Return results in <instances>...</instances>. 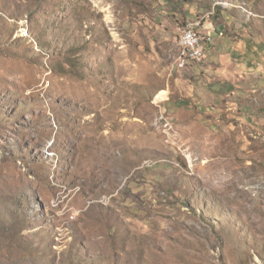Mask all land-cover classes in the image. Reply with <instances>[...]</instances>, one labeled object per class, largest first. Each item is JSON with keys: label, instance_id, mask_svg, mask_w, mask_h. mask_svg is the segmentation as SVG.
I'll list each match as a JSON object with an SVG mask.
<instances>
[{"label": "rangeland", "instance_id": "374dc122", "mask_svg": "<svg viewBox=\"0 0 264 264\" xmlns=\"http://www.w3.org/2000/svg\"><path fill=\"white\" fill-rule=\"evenodd\" d=\"M0 264H264V0H0Z\"/></svg>", "mask_w": 264, "mask_h": 264}, {"label": "built area", "instance_id": "2783aa9c", "mask_svg": "<svg viewBox=\"0 0 264 264\" xmlns=\"http://www.w3.org/2000/svg\"><path fill=\"white\" fill-rule=\"evenodd\" d=\"M181 33L184 34L186 46H189V56L185 57L184 63L181 64V69H185L194 63L196 55H204L205 58L207 45L214 41V36L206 31L205 25L191 22H187L184 31Z\"/></svg>", "mask_w": 264, "mask_h": 264}, {"label": "bare ground", "instance_id": "6f19581e", "mask_svg": "<svg viewBox=\"0 0 264 264\" xmlns=\"http://www.w3.org/2000/svg\"><path fill=\"white\" fill-rule=\"evenodd\" d=\"M191 23L193 24H203V19H199L196 21H192ZM187 25V24H186ZM186 25H184L181 28V32L184 31ZM178 55L175 61V65L181 69V64L184 63L185 57L189 56V46H186L184 42V34L181 33L180 38H179V43H178ZM204 59V55H196L194 57V63L202 61ZM204 61V60H203Z\"/></svg>", "mask_w": 264, "mask_h": 264}, {"label": "crops", "instance_id": "0c3cea01", "mask_svg": "<svg viewBox=\"0 0 264 264\" xmlns=\"http://www.w3.org/2000/svg\"><path fill=\"white\" fill-rule=\"evenodd\" d=\"M216 15H217V10L215 9V6H214L210 10H208V11L206 10V21H204L205 20L204 16L202 17L203 25H205L206 31H208L210 33L214 32V30L216 31L217 28H221V25H217V27H216L215 21L213 20L212 16H216ZM222 32H220V33H222ZM218 38H219V36H215L214 41H216L215 39H218ZM212 44H213V42L208 44L207 50H209L211 48ZM192 64L190 66H193Z\"/></svg>", "mask_w": 264, "mask_h": 264}]
</instances>
